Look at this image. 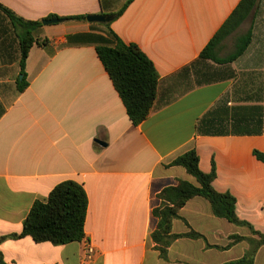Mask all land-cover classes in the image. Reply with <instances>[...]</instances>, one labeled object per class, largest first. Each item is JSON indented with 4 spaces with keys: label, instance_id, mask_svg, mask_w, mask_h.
Here are the masks:
<instances>
[{
    "label": "crops",
    "instance_id": "0c3cea01",
    "mask_svg": "<svg viewBox=\"0 0 264 264\" xmlns=\"http://www.w3.org/2000/svg\"><path fill=\"white\" fill-rule=\"evenodd\" d=\"M128 0H0L31 21L50 15H110ZM241 0H133L111 28L136 43L160 75L158 100L136 126L114 87L95 42L79 35L102 34L101 23L69 21L44 25L26 62L29 86L19 92L18 61L0 55V238L23 231L38 200L46 201L61 182L81 183L89 198L86 239L56 246L32 237L6 239L0 250L8 264H223L242 258L250 244L228 250L230 237L251 232L214 215L203 197L190 200L180 215L203 239L181 238L162 259L152 239L153 210L166 187L197 180L169 165L197 149L200 168L213 162L217 191L233 194L238 216L264 233V0L229 38L220 57L246 37V51L227 68L230 77L199 85L187 68ZM249 22V23H248ZM243 28L245 31L243 32ZM234 49L222 56L230 38ZM18 45H15L17 48ZM201 130V132H200ZM102 141L106 144H100ZM172 231H190L181 219ZM95 250L86 259V243ZM255 264H264V245Z\"/></svg>",
    "mask_w": 264,
    "mask_h": 264
},
{
    "label": "trees",
    "instance_id": "16d2710c",
    "mask_svg": "<svg viewBox=\"0 0 264 264\" xmlns=\"http://www.w3.org/2000/svg\"><path fill=\"white\" fill-rule=\"evenodd\" d=\"M132 2L133 0H128L118 12L110 14L109 16L112 17L110 22L100 24L105 28L102 34L79 35L77 38L96 43L97 54L124 102L130 120L138 126L148 119L156 106L160 75L153 61L136 43H126L111 28L112 23L122 16ZM258 2L259 0H241L232 15L202 51L200 58L187 68L196 75L199 85L230 77L231 73L227 67L246 51L247 36L239 38L236 50L230 56L220 57L219 50L224 41L252 15ZM88 16L50 15L44 20L82 22L87 21ZM43 28V21L26 20L0 3V55L4 62L13 63L19 60L20 76H22V79L17 80L19 92L25 91L29 86L26 62L31 49L35 45L47 46L48 44L46 39L41 38ZM16 44L17 48H15ZM212 63L213 65H210ZM255 155L258 160L264 162V153L256 150ZM169 166L185 168L188 174L197 180L198 185L187 180H179L176 185L168 186L158 194L162 203L160 207L153 210V215L159 222L151 236L156 249L160 252V257L168 259L169 248L178 239L206 241V238L192 229L180 215V210L190 200L203 197L210 202L216 217L226 219L236 226L245 227L252 234L251 237L233 235L226 247L212 246L209 243L207 247L228 250L238 243L247 241L250 248L242 258L223 264H255L256 256L264 245V233L238 216L237 199L233 194L222 193L215 189L214 181L217 177L215 162L210 173L203 172L200 168L198 151L194 148L179 156ZM88 207L89 198L84 186L74 180L63 181L51 191L46 201L38 200L34 203L20 234L1 237L0 243L6 239H20L27 236L32 237L37 243L50 242L56 246L82 242L86 239ZM177 219L183 220L190 231L183 234L173 233V222ZM0 264H8L1 250Z\"/></svg>",
    "mask_w": 264,
    "mask_h": 264
},
{
    "label": "water",
    "instance_id": "95a60500",
    "mask_svg": "<svg viewBox=\"0 0 264 264\" xmlns=\"http://www.w3.org/2000/svg\"><path fill=\"white\" fill-rule=\"evenodd\" d=\"M87 20L91 23H107L110 22L112 20V17L109 15H104V14H99V15H89L87 17ZM61 20L60 19H49V20H44L43 24L44 25H51V24H58L60 23ZM20 79H22V76H20ZM100 144H103L104 146H106L105 143H103L102 141H98Z\"/></svg>",
    "mask_w": 264,
    "mask_h": 264
},
{
    "label": "rangeland",
    "instance_id": "374dc122",
    "mask_svg": "<svg viewBox=\"0 0 264 264\" xmlns=\"http://www.w3.org/2000/svg\"><path fill=\"white\" fill-rule=\"evenodd\" d=\"M126 4V3H125ZM124 6V5H123ZM249 23V22H248ZM245 31V28H243V32ZM234 42H235V37L232 39L230 38L227 43H226V46L225 48L223 49L222 51V56H226L227 54H229L233 49H234ZM210 65H213L210 64Z\"/></svg>",
    "mask_w": 264,
    "mask_h": 264
},
{
    "label": "built area",
    "instance_id": "2783aa9c",
    "mask_svg": "<svg viewBox=\"0 0 264 264\" xmlns=\"http://www.w3.org/2000/svg\"><path fill=\"white\" fill-rule=\"evenodd\" d=\"M85 251H86V259L89 261L91 259H93V257L95 256V250L92 247V245L90 243H86V247H85Z\"/></svg>",
    "mask_w": 264,
    "mask_h": 264
}]
</instances>
